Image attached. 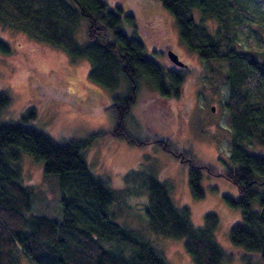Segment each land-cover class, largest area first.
<instances>
[{"label":"trees","instance_id":"trees-1","mask_svg":"<svg viewBox=\"0 0 264 264\" xmlns=\"http://www.w3.org/2000/svg\"><path fill=\"white\" fill-rule=\"evenodd\" d=\"M158 1L173 16L180 42L207 63L212 91L223 83L227 87L224 107L232 128L228 159L233 165L228 178L238 194L224 197L240 210L229 240L242 252L257 254L264 264V154L253 149L264 148V36L245 20H234L236 12L249 15L246 8H235L236 0ZM252 1L264 5V0ZM122 15L132 23L131 14L111 9L106 0H0V25L60 48L72 60L86 59L88 77L111 91L123 87V94H113L114 103L123 100L128 108L139 102L144 119H150L157 132L173 120L169 100L182 92L186 74L146 54L141 38L123 29ZM82 18L87 38L81 42L77 36ZM205 20H216L214 33ZM239 31H246V48L235 45ZM258 46L263 49L258 51ZM0 54H11L1 36ZM141 83L148 88L142 98L135 95ZM8 102L7 91L1 90L0 111ZM34 117L35 109L28 107L18 119L0 122V264H20L22 257L29 264H168L141 230L117 222L111 206L123 188L111 187L89 168L84 148L93 134L55 140L30 124ZM20 152L42 162L44 174L57 176L60 217L29 212L33 190L22 182ZM189 161V189L200 197L203 166ZM143 185L147 230L182 239L195 264L223 261L225 251L213 237L218 224L214 211L208 210L204 223L194 226L188 205L172 202L166 182L147 172Z\"/></svg>","mask_w":264,"mask_h":264},{"label":"rangeland","instance_id":"rangeland-1","mask_svg":"<svg viewBox=\"0 0 264 264\" xmlns=\"http://www.w3.org/2000/svg\"><path fill=\"white\" fill-rule=\"evenodd\" d=\"M106 1L111 9L119 8L124 15L133 16L132 23H127L122 15L123 29L128 35L135 33L141 38L146 54L164 67L180 68L186 74L182 92L169 100L174 118L167 128L154 131L157 126L144 119L137 101L128 108L123 100L114 103L113 94H123L124 88L111 91L92 81L86 59L72 60L62 49L7 25H0V36L10 44L11 54H0V91H7L9 102L0 111V122L16 120L33 107L35 117L30 124L55 140H81L93 134L84 148V157L93 173L111 187L123 188L121 198L111 206L117 222L141 230L168 264L195 263L182 239L155 235L145 227L147 194L143 178L147 172L166 182L175 205H188L194 226L204 223L208 210L216 213L218 224L213 237L225 251L220 264H261L257 254L242 252L229 240L231 226L240 221V210L224 197L238 194L237 186L228 178V168L233 165L228 159L232 128L224 107L226 85L212 91L207 63L180 42L173 16L158 0ZM237 7L246 8L249 15L236 12L234 20H245L247 27L250 25L264 36V5L236 0ZM204 23L215 32L216 20ZM80 24L77 38L82 42L87 38V22L82 18ZM245 32H237L235 45L247 47ZM167 49L178 55L182 66L168 60ZM256 49L261 51L263 47ZM140 88L135 95L142 98L148 88L143 83ZM253 149L264 154L263 147ZM189 160L203 166L200 197L193 196L189 189ZM18 164L22 182L33 190L29 212L60 217L57 176L44 174L43 163L23 152ZM20 264L29 262L22 257Z\"/></svg>","mask_w":264,"mask_h":264},{"label":"water","instance_id":"water-1","mask_svg":"<svg viewBox=\"0 0 264 264\" xmlns=\"http://www.w3.org/2000/svg\"><path fill=\"white\" fill-rule=\"evenodd\" d=\"M166 56L168 60L176 66H182L183 62L178 58V55L171 49H167ZM213 110V107H212Z\"/></svg>","mask_w":264,"mask_h":264}]
</instances>
